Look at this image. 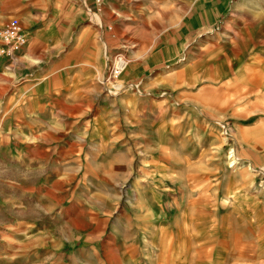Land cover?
<instances>
[{
	"label": "rangeland",
	"instance_id": "374dc122",
	"mask_svg": "<svg viewBox=\"0 0 264 264\" xmlns=\"http://www.w3.org/2000/svg\"><path fill=\"white\" fill-rule=\"evenodd\" d=\"M261 8L264 0H0V29L17 19L24 31L69 42L87 20L101 28L94 84L102 99L84 115L101 114L118 132L93 141V124L69 122L59 138L30 137L40 124L28 121L27 63L0 59V264L250 261L264 247V158L253 149L264 147V135L240 139L234 125L261 121L262 135L264 105L249 44L227 42L245 41L247 25L264 21ZM44 38L22 47L37 67L67 49L52 50ZM220 55L229 65L212 82L210 63ZM85 56L73 48L60 58L82 71ZM119 56L129 65L112 83ZM68 141L74 147L61 149Z\"/></svg>",
	"mask_w": 264,
	"mask_h": 264
},
{
	"label": "crops",
	"instance_id": "0c3cea01",
	"mask_svg": "<svg viewBox=\"0 0 264 264\" xmlns=\"http://www.w3.org/2000/svg\"><path fill=\"white\" fill-rule=\"evenodd\" d=\"M264 11V8H261ZM30 20H28V25L30 26ZM240 24V22L236 23ZM246 26V25H245ZM252 25H247L249 29L247 37L245 41H228L231 45H234L235 48L238 50H242V43L245 42L249 48L247 52H250L251 56L248 59L253 58L258 60V76H259V83L257 85L258 91V102L261 105H264V21H260L259 24L252 28ZM96 23L92 20H87L82 26L81 30L78 32V36L75 40L69 42H64L63 38L56 37V36H46L44 38L43 31L44 29L38 30H31V31H24L26 35V44H32L33 42H37L40 39H48L50 38L54 46L51 49L62 50L65 49L66 53H60L55 58H50L51 65H45L44 67H37L39 61L31 59L30 57H36L33 52H29L28 49H24L23 47L19 52L15 54L14 59L16 56L20 58L22 61L27 63V70L26 75L23 78L25 80V84L23 88H25L28 94V100L32 102L35 106V113L31 114L28 118L29 122H33L36 124H40L34 132H30V137L38 139L44 135H48L51 137L59 138L63 136L64 132H66L69 122L73 123H89L92 125V130L96 131V135L92 136L93 141L98 139L100 136H103L106 131L107 132H114L113 137L116 138L117 130L114 127L112 130L109 126L105 124V119L101 114H97L93 119H87L84 115L85 111L88 108H92L94 106L100 105L101 103V89L100 87L94 84L95 80L99 77L100 74V62L99 56L103 53L102 48H100L101 40H102V31ZM99 35V38L97 37ZM68 43V44H67ZM254 47H252V45ZM102 46V45H101ZM76 48L77 50L82 51L83 53L89 52L91 56H85L88 59L82 60L83 64L86 63V66L83 68L82 71L77 70L75 68L68 69L66 66L69 64L68 58L65 60L64 57L66 56L67 52ZM49 49V47L47 48ZM100 49V51H99ZM248 54V53H247ZM249 54V55H250ZM28 55V59L31 61H36L30 63L26 60L25 56ZM61 55H64L63 58H60ZM94 61H92L93 59ZM67 61L64 66L65 68L57 67L55 64L60 60ZM214 60L211 61V71L210 74L212 82L218 81L223 77V74L219 71L222 67H226L229 65V60L225 58V56H221L219 58H213ZM9 61V60H6ZM14 61V60H11ZM210 76L206 75L204 78H209ZM238 83H241L242 78L235 73V76L232 77ZM159 84H165V80H159ZM158 84V85H159ZM131 99V98H130ZM257 99V98H256ZM135 103L143 104L142 100L139 101L135 99ZM128 101H130L128 99ZM256 101V100H255ZM166 104H170V102H165ZM49 107H54L56 112L55 114H47L46 111ZM73 108L81 109L82 114H78L75 116H71L69 114L70 111H73ZM169 120V119H168ZM163 122V121H162ZM156 124V128L162 127L159 126L160 123L158 119L154 122ZM166 124V122H163ZM170 123V120L168 121ZM263 122H257L252 125H244L240 122H236L234 125V132L238 138H245L251 137L254 139L263 137L264 133L261 135V126ZM84 128V126H83ZM82 130H80L81 132ZM85 135V131L81 132L80 136L77 137L79 143L81 142L80 139ZM75 142L68 141L65 144L61 145V149L68 148L71 149L74 147ZM35 148H46L42 143H36ZM253 149L256 150L254 155L258 158H264V147L257 148L256 145L253 146ZM26 223H22L24 225ZM26 232H30L34 229L33 224H26L24 227ZM258 245L264 242V238L261 236L257 237ZM256 244V245H257ZM242 264H264V247L256 246L253 250V255L250 261H246V263Z\"/></svg>",
	"mask_w": 264,
	"mask_h": 264
},
{
	"label": "built area",
	"instance_id": "2783aa9c",
	"mask_svg": "<svg viewBox=\"0 0 264 264\" xmlns=\"http://www.w3.org/2000/svg\"><path fill=\"white\" fill-rule=\"evenodd\" d=\"M25 43L26 36L19 21L17 19L8 21L6 26L0 29V59L13 60L15 54L22 49ZM125 66L123 57L119 56L115 59L109 72L110 82H117ZM118 89L115 88L114 90ZM223 129L225 128L223 127Z\"/></svg>",
	"mask_w": 264,
	"mask_h": 264
},
{
	"label": "bare ground",
	"instance_id": "6f19581e",
	"mask_svg": "<svg viewBox=\"0 0 264 264\" xmlns=\"http://www.w3.org/2000/svg\"><path fill=\"white\" fill-rule=\"evenodd\" d=\"M13 60H15L14 58H13ZM128 65L129 64H127L126 66H125V70L124 71H126V69L128 68ZM121 77V76H120ZM119 77V78H120ZM231 160H233V163H235L237 160V158L235 157V154H234V150H231V152H230V157H229ZM235 165V164H234ZM233 165V166H234ZM251 170V169H250ZM253 170V169H252ZM110 256L112 257L113 255L110 253Z\"/></svg>",
	"mask_w": 264,
	"mask_h": 264
}]
</instances>
